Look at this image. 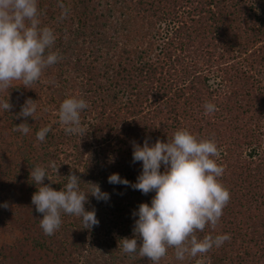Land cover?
Masks as SVG:
<instances>
[{
  "label": "trees",
  "instance_id": "obj_1",
  "mask_svg": "<svg viewBox=\"0 0 264 264\" xmlns=\"http://www.w3.org/2000/svg\"><path fill=\"white\" fill-rule=\"evenodd\" d=\"M38 9L61 59L29 88L13 81L0 91L13 105L0 107V233L9 235L0 264H152L125 254L120 241L133 238V213L155 192L108 177L136 183L142 162H133V144L167 142L182 129L216 142L219 179L230 192L216 227L197 236L231 239L183 261L169 248L159 264H264V0H38ZM73 96L89 105L83 137L59 121L60 104ZM28 99L37 101L36 114L19 117ZM206 103L216 110L205 114ZM25 122L27 135L14 130ZM45 126L52 130L40 142ZM36 165L57 191L70 173L79 176L98 226L62 214L59 230L45 235L32 204ZM89 182L110 199L97 201Z\"/></svg>",
  "mask_w": 264,
  "mask_h": 264
},
{
  "label": "clouds",
  "instance_id": "obj_2",
  "mask_svg": "<svg viewBox=\"0 0 264 264\" xmlns=\"http://www.w3.org/2000/svg\"><path fill=\"white\" fill-rule=\"evenodd\" d=\"M59 6L64 9L62 3ZM56 38L52 28L41 27L38 0H0V91H7L13 81H21L25 88L38 82L44 70L61 59L58 52L52 51ZM0 107L8 112L13 105L7 98L0 101ZM88 107L82 98L73 96L63 100L59 121L66 134L80 137L86 134L81 113ZM204 108L205 114L216 110L212 103H206ZM36 111L37 101L28 99L19 117L34 118ZM14 130L27 135L31 127L25 122ZM51 130L50 126L41 128L36 133L37 140L45 141ZM219 156L214 140L198 139L186 129L175 131L167 142L157 140L149 144L145 140L143 146L133 144V162H142L137 182L131 184L119 174L110 175L108 182L130 186L145 195L155 192V196L150 205L141 203L133 213L138 217L133 238L120 241L125 254H138L147 257L152 264H159L172 248L176 259L183 261L187 257L202 256L231 239L230 234L206 235L203 239L197 236L206 227H216L230 200L229 190L219 179L225 171L216 162ZM49 167L57 175L60 167L55 161ZM46 178L52 182L45 167L32 168L30 179L39 185L32 195V204L42 214L40 227L45 235L51 236L59 230L62 214L81 218L85 229L98 226L95 209L85 208L89 195L81 189L79 176L70 173L59 191L50 184L45 185ZM87 185L97 201L110 199L99 184L89 182Z\"/></svg>",
  "mask_w": 264,
  "mask_h": 264
},
{
  "label": "rangeland",
  "instance_id": "obj_3",
  "mask_svg": "<svg viewBox=\"0 0 264 264\" xmlns=\"http://www.w3.org/2000/svg\"><path fill=\"white\" fill-rule=\"evenodd\" d=\"M8 236L9 235L6 233H0V243H3L4 241H6Z\"/></svg>",
  "mask_w": 264,
  "mask_h": 264
}]
</instances>
